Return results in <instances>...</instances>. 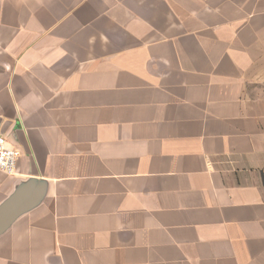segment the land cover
<instances>
[{
    "label": "crops",
    "instance_id": "1",
    "mask_svg": "<svg viewBox=\"0 0 264 264\" xmlns=\"http://www.w3.org/2000/svg\"><path fill=\"white\" fill-rule=\"evenodd\" d=\"M0 264H264V0H0Z\"/></svg>",
    "mask_w": 264,
    "mask_h": 264
},
{
    "label": "built area",
    "instance_id": "2",
    "mask_svg": "<svg viewBox=\"0 0 264 264\" xmlns=\"http://www.w3.org/2000/svg\"><path fill=\"white\" fill-rule=\"evenodd\" d=\"M20 157L21 151L10 146L6 137L0 134V171L14 175Z\"/></svg>",
    "mask_w": 264,
    "mask_h": 264
},
{
    "label": "water",
    "instance_id": "3",
    "mask_svg": "<svg viewBox=\"0 0 264 264\" xmlns=\"http://www.w3.org/2000/svg\"><path fill=\"white\" fill-rule=\"evenodd\" d=\"M13 203H9L0 209V232H2L12 221L15 212L12 211Z\"/></svg>",
    "mask_w": 264,
    "mask_h": 264
}]
</instances>
